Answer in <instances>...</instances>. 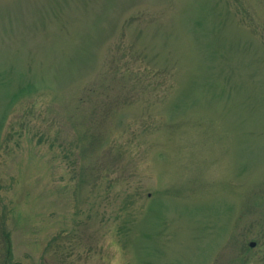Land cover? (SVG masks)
<instances>
[{
	"label": "rangeland",
	"instance_id": "374dc122",
	"mask_svg": "<svg viewBox=\"0 0 264 264\" xmlns=\"http://www.w3.org/2000/svg\"><path fill=\"white\" fill-rule=\"evenodd\" d=\"M0 264H264V0H0Z\"/></svg>",
	"mask_w": 264,
	"mask_h": 264
}]
</instances>
